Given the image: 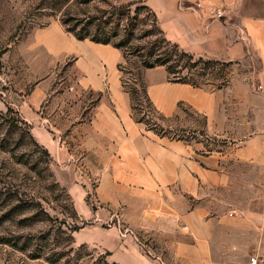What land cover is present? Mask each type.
<instances>
[{
  "label": "crops",
  "instance_id": "crops-1",
  "mask_svg": "<svg viewBox=\"0 0 264 264\" xmlns=\"http://www.w3.org/2000/svg\"><path fill=\"white\" fill-rule=\"evenodd\" d=\"M146 4L169 41L234 68L218 89L168 81L163 66L143 71L163 114L179 102L203 114L200 139L158 135L135 121L117 68L122 51L78 40L58 21L48 39H60L62 58L73 56L79 121L48 129L38 113L47 78L31 89L23 118L83 221L76 244L114 264H241L264 253V0ZM213 7L222 18L211 17Z\"/></svg>",
  "mask_w": 264,
  "mask_h": 264
},
{
  "label": "rangeland",
  "instance_id": "rangeland-1",
  "mask_svg": "<svg viewBox=\"0 0 264 264\" xmlns=\"http://www.w3.org/2000/svg\"><path fill=\"white\" fill-rule=\"evenodd\" d=\"M52 1L0 0V264H114L92 245L74 242V228L83 221L75 215L65 187L55 179L51 160L31 141L21 110L26 109L34 85L47 78L50 84L38 113L48 118V129H69L79 121L80 113L72 115L77 96L71 87L76 78L70 68L73 56L62 58L60 39H48L65 10L77 18L119 15L122 26L133 33L131 48L146 44L144 35L153 29L154 17L144 0H92L88 4L57 0L56 7ZM122 65L131 86L139 58L127 53ZM223 70L229 77L234 68L229 65ZM221 72L214 67L203 78L217 83ZM177 106V111L154 120L170 131L168 137L197 132L196 139H200L203 114L183 102Z\"/></svg>",
  "mask_w": 264,
  "mask_h": 264
},
{
  "label": "trees",
  "instance_id": "trees-1",
  "mask_svg": "<svg viewBox=\"0 0 264 264\" xmlns=\"http://www.w3.org/2000/svg\"><path fill=\"white\" fill-rule=\"evenodd\" d=\"M91 1L74 0V3L88 4ZM144 2L154 17V27L144 35L146 44L142 47L131 48L133 33L127 30L125 26H122L121 17L114 13H110L106 17L104 13L100 15L83 14L81 18H77L71 16L65 10L63 17L58 22L66 32L71 33L78 40L89 39L97 43L110 44L122 51L123 60H127V53L139 58V66L131 73L133 79V85L131 86H128V81L124 77L123 60L117 64V68L121 72L122 87L130 95L132 117L135 121L143 123L147 129L152 130L156 134L167 136L170 134V131L165 130L166 128L154 120V118L157 120L163 119L165 115L150 99L147 85L143 78V71L156 66H163L166 70L168 81L187 83L194 87L211 84L213 89H218L226 85L229 80V77L224 74L223 69L230 64L195 56L181 49L176 43L169 41L159 27L155 14L147 6L146 0ZM57 4V0L52 1V7H56ZM69 14L70 16L67 17ZM214 67H218L222 71V74H219V78L216 81L217 83L203 78L205 73ZM183 70H186L185 73H182ZM196 70L199 73H196ZM27 132L35 147L40 148L41 154L50 161L51 158L48 151L39 145L32 136L30 125L27 128ZM65 191L67 190L65 189ZM78 228H74V230L76 231Z\"/></svg>",
  "mask_w": 264,
  "mask_h": 264
},
{
  "label": "built area",
  "instance_id": "built-area-1",
  "mask_svg": "<svg viewBox=\"0 0 264 264\" xmlns=\"http://www.w3.org/2000/svg\"><path fill=\"white\" fill-rule=\"evenodd\" d=\"M209 14L213 19H219L223 17V10L219 8H211ZM258 89L261 88L260 85L257 86ZM149 254L150 251L145 248ZM241 264H264V253H257L247 256V258Z\"/></svg>",
  "mask_w": 264,
  "mask_h": 264
}]
</instances>
